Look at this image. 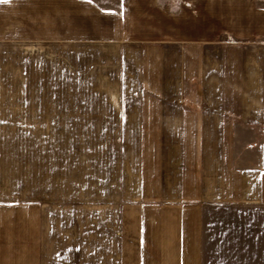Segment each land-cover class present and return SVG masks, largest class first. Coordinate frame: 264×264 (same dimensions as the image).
Returning a JSON list of instances; mask_svg holds the SVG:
<instances>
[{
  "label": "crops",
  "instance_id": "obj_1",
  "mask_svg": "<svg viewBox=\"0 0 264 264\" xmlns=\"http://www.w3.org/2000/svg\"><path fill=\"white\" fill-rule=\"evenodd\" d=\"M120 2L122 10H87L99 26H82L80 40L58 35L56 13L49 18L50 43L102 53L81 63L104 75L80 78V109L65 116L80 117L72 131L84 136L62 155L51 146L40 156L46 165L34 169L9 234L10 212H0V264H264V0L144 1L176 16L175 28H127L124 6L140 2ZM31 3L0 0V19L10 4ZM202 3L220 23L210 39ZM245 53L256 54L252 66ZM13 237L15 255L4 253Z\"/></svg>",
  "mask_w": 264,
  "mask_h": 264
},
{
  "label": "rangeland",
  "instance_id": "obj_2",
  "mask_svg": "<svg viewBox=\"0 0 264 264\" xmlns=\"http://www.w3.org/2000/svg\"><path fill=\"white\" fill-rule=\"evenodd\" d=\"M30 1H32L31 4H24L23 7L10 4L8 16H2L4 19H0V212L4 214L10 212V217L6 218L5 234L12 231L10 228L13 224L10 226L9 220L15 219L16 205L19 200H24L23 193L27 196L33 191L34 171L37 169L38 172L39 168L46 165L40 156L47 157L51 146L62 155L67 142L69 147L73 148L76 141L80 142L82 135L84 136L79 131H72V128H79L80 117L65 116L68 108L80 109V94L83 87H86L81 84V79L104 75V70L93 68V63L87 64L88 67L85 65L84 69L81 63V60L85 58H88V61L95 60L96 63L97 58L103 59L102 53H65V46L50 43L49 18L54 17L56 13L53 23H56L58 35H64L67 30L73 34V40L78 38L80 40L76 34L81 33L82 26L85 29L99 26L91 22L87 10L93 7L95 10L98 8V10L113 12L114 9L122 10L123 7L121 0H87L94 5L83 3L86 0L83 2L72 0L69 3L72 19H65L63 0H56L59 3L53 0ZM144 1L139 0L138 4L136 2L130 3L131 6H124L128 15L125 24L127 28L165 27L166 25L169 28H175L182 24L176 16L165 17L152 5L144 4ZM199 8L202 39L213 38L208 33V28L219 26L220 23L218 19L210 20L207 5L202 3ZM20 9L21 11L18 12ZM94 9L91 10L94 11ZM130 16L133 17V21L129 19ZM103 22L108 24L107 21ZM67 48L79 49L75 45ZM244 55L248 58L249 66H252V62L255 63L253 58L256 54L245 53ZM66 63L73 68L66 69ZM66 121H69L70 126L68 133L64 131ZM84 138L86 139V134ZM20 194L22 196L18 197ZM72 200L71 205L74 206L76 198ZM52 203L63 204L64 202L54 199ZM126 205H133V201L122 199V206ZM172 209L175 213L176 209ZM0 232L2 233L1 224ZM8 236L11 237V235ZM15 241L13 237L14 245L5 242V245L1 246L2 251L4 253L11 251L15 255ZM144 247L149 251L148 246ZM222 248L224 246L218 247L217 251H225V248ZM241 249V246H233L234 252ZM143 262L144 264H160L153 260ZM175 263V260L168 261V264ZM208 263V261L204 262V264ZM215 263L225 264L226 262L216 261ZM251 263L232 262V264ZM227 264L231 263L227 262Z\"/></svg>",
  "mask_w": 264,
  "mask_h": 264
}]
</instances>
